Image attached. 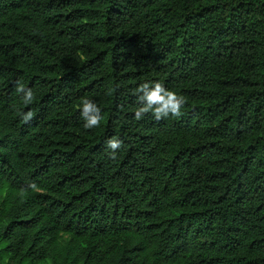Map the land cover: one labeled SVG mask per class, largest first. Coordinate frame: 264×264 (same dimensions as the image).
Wrapping results in <instances>:
<instances>
[{"label":"trees","instance_id":"obj_1","mask_svg":"<svg viewBox=\"0 0 264 264\" xmlns=\"http://www.w3.org/2000/svg\"><path fill=\"white\" fill-rule=\"evenodd\" d=\"M0 197V264H264V0H0Z\"/></svg>","mask_w":264,"mask_h":264},{"label":"clouds","instance_id":"obj_2","mask_svg":"<svg viewBox=\"0 0 264 264\" xmlns=\"http://www.w3.org/2000/svg\"><path fill=\"white\" fill-rule=\"evenodd\" d=\"M15 92L20 94L22 102L25 105L32 104L35 100V93L32 89L26 88L21 81L16 82ZM132 95L136 99V108L134 109L135 119L141 120L145 115L151 114L155 120L160 121L167 118H179L183 115L182 108L186 104V99L182 95H178L175 91L167 89L163 83L159 81L144 82L133 89ZM78 110L81 117L85 121L83 128L91 130L100 127L102 120V109L93 100L82 98ZM22 122L27 124L34 118V113H18ZM123 141L118 137H112L107 141L109 157L113 161L117 159L118 150L123 148ZM33 188L36 186L33 184Z\"/></svg>","mask_w":264,"mask_h":264},{"label":"rangeland","instance_id":"obj_3","mask_svg":"<svg viewBox=\"0 0 264 264\" xmlns=\"http://www.w3.org/2000/svg\"><path fill=\"white\" fill-rule=\"evenodd\" d=\"M3 199H2V197H0V207H2V205H1V201H2ZM48 264H52L51 262L50 263H48Z\"/></svg>","mask_w":264,"mask_h":264}]
</instances>
